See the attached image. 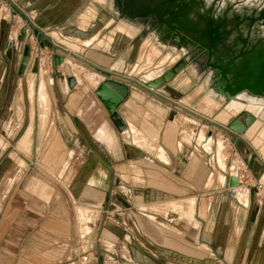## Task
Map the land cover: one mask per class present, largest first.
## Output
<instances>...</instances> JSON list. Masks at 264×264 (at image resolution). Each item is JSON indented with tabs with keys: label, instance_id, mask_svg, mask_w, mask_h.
<instances>
[{
	"label": "crops",
	"instance_id": "crops-1",
	"mask_svg": "<svg viewBox=\"0 0 264 264\" xmlns=\"http://www.w3.org/2000/svg\"><path fill=\"white\" fill-rule=\"evenodd\" d=\"M11 1L24 11L29 20L44 35L50 37L54 44L66 50L68 48V52L99 68L134 79L140 83L148 82L147 80L150 79H144V74L138 76L130 72L139 65V60L145 59L146 52L152 55L153 51H159V55L154 61L163 58L167 53H170L169 59L178 54L175 62L166 68L162 69L161 63L158 67L153 65V68L160 69L159 76L184 56L183 50H177L170 46V43L164 46L159 45L156 32H154L155 27L149 29L150 22H147V19H152L145 18V15L122 14L121 9L115 6L114 0ZM186 18L190 22H194L198 19V14L187 15ZM23 27L25 26H22L21 29H24ZM21 29L17 32V36ZM53 34L62 40L66 38L71 41L64 40V44H62L61 39L57 40ZM25 40L30 44L34 40H38L43 47L41 56H43L46 67L50 68L49 73L51 74V70L57 73L58 82H56L60 92H56L58 98L62 100L61 104L64 103V100L72 99L75 101L78 96L84 97L87 91L82 88L84 83L82 76H75L72 72L76 86L73 90H69L66 78L63 74L61 75V67L53 68L52 66L51 57L55 52L50 46L35 31L30 29L26 30ZM70 45L75 46L77 51H73ZM165 51L166 53L163 54ZM218 51L220 52L219 49ZM64 57L66 61L69 59L80 65L85 73L96 75L97 84L90 89L97 88L104 79L125 84L128 89L126 99L116 110L125 129L119 133L116 126L112 124L118 135L121 137L123 135L119 145L113 129L111 130L116 142L114 151L110 150L106 144L99 142L96 137L97 140L89 136L84 130L83 124L77 123L79 109L75 111L72 118L66 112L71 124L69 125L78 133L86 146V151L82 152L81 165L74 178V187L77 189L75 196L79 200V205L98 210L105 204L106 211L98 212L100 214L99 233L93 236L94 223L87 222L85 231L83 233L82 230L78 232L71 218H66L63 214L58 216L50 214L44 218L37 213V211H42L39 203L35 202V204L32 200L26 199L22 193H19L20 197L19 194H15V198H12L15 202L11 205L15 208L13 211L16 212V214L14 213L15 231H13L15 233L9 235L7 240L5 239L7 246L2 245L0 247V264H76L79 258L93 248L100 250L98 264H264V187L262 188L264 171L245 144L234 141L230 137L231 143L238 149L240 156L247 161L246 163L250 167L251 175L256 183L249 189V185L245 183L248 195L243 200L245 199L248 203L242 204L237 199L238 194L233 198V201L230 198V201H227L228 196L225 188H227L230 175L219 166V161L224 163V159L221 158L222 152L225 150L222 137H219L220 144L223 146L221 151L217 149L213 137L207 136V132L199 131L204 133L201 145L204 148L209 147V149L206 148L207 150H205L198 145L200 133L196 139L195 151L198 152L197 147L203 149L202 153H205L206 160L209 152H211L212 143L215 145V168H217L215 176L221 186L219 189L216 187L211 189L210 186L214 179L213 172L209 171V165L207 161L202 159V156L200 158L194 157L196 154L192 149L191 140L181 137L184 131H180L181 127L177 124L178 119L184 121L183 114L190 116L189 114L157 96L145 92L134 84L108 77L89 66L76 62L69 56ZM38 62V58L34 57L33 64ZM188 69L190 66L181 70L169 83L160 87L157 93L194 111L195 109L190 105L191 102L186 101L188 98L183 97L181 92L172 88L175 83L184 81L183 78L187 81L186 72ZM133 94L139 95L141 99H132ZM203 101L207 107L217 104L209 95H206ZM151 105L159 110L155 111ZM197 114L210 120L213 119L207 114L200 112ZM147 115H150L152 124H150L151 119L147 118ZM186 120L188 123L192 122L188 118ZM145 125L158 127L156 145L166 157L165 161L147 152L140 145L133 143L131 137L127 135L131 126L142 130ZM243 139L250 145V140ZM54 145L55 148L58 147L57 140L49 146ZM118 157H120L119 160ZM199 159L202 165H200ZM261 160L264 162V159L261 158ZM138 161L147 162L159 170L162 169L169 173L173 172L174 169L179 170L182 174L176 173L174 178H191L194 183V192H201L200 200L196 195L185 198L178 197L176 192H169L165 188L159 187L155 181L158 179L157 175H154L155 173L153 174L154 182L150 186L142 185L143 180L140 178H144V176H137L142 171L140 172L138 166L135 165ZM114 162L129 163H127V168H125L126 164L119 168L120 178L124 182L119 188L120 195L123 197V203L120 205L114 202L115 195H117L113 191L114 179L116 178ZM171 163L176 167L169 168ZM192 165H196L195 170H193ZM128 168L139 172L135 171L136 176L132 177L135 182L140 184L139 186L134 185V182L128 184L127 179H130L126 174ZM239 188H237L238 193ZM1 189L0 187V191ZM192 200L195 202L194 220L175 218L176 214L174 217H171V214H165L163 206L167 202L176 201L185 204ZM189 205L185 210H192L191 204ZM23 206L30 208L33 212L25 209V213L20 214ZM151 206L154 207L150 208ZM149 209L163 214L151 212ZM201 212L203 214L200 215ZM106 213L110 216L109 219H106ZM1 218L2 216H0V220ZM74 218L76 220V214H74ZM1 227L0 232L3 230V226Z\"/></svg>",
	"mask_w": 264,
	"mask_h": 264
},
{
	"label": "rangeland",
	"instance_id": "rangeland-1",
	"mask_svg": "<svg viewBox=\"0 0 264 264\" xmlns=\"http://www.w3.org/2000/svg\"><path fill=\"white\" fill-rule=\"evenodd\" d=\"M206 7L213 5L215 14H258V12H264V0H204ZM22 11V10H21ZM14 12V13H13ZM24 13V11H22ZM25 14V13H24ZM193 14H199L197 10L194 11ZM235 19L233 16H228V29H232L235 23ZM247 22L244 21L242 25L247 26ZM22 25H27V22L18 14L13 8L5 2V0H0V187L2 188L0 191V216H2L0 220V229L3 226V230L0 232L2 235L0 237V247L2 245H8L6 240L10 237L9 235H13L15 232V216L13 210L14 207L11 205L15 202L13 200L17 194L22 193V196L26 197V199L32 200L33 203L37 202L41 206L40 210L37 211L38 214L44 216V218L48 217L50 214L58 216L65 215L67 218H71L76 226V231H81L82 233L85 231V225L87 222L94 223V231L93 236L99 233L98 228L100 226V214L98 212L106 211L105 204L101 206L98 210H93L88 213L85 209L84 205H79V200H77V196H75L76 187H74V178L75 174L78 171L82 159V152L86 151V146L83 141L78 136V133L71 128V124L69 121L68 115L66 112L70 114L69 116L72 118L74 116L75 111L79 109L81 111V115H78L80 111H78L77 123L80 122L84 126V130L88 133L89 136L95 138L94 133L98 128L101 135H105L107 138L114 140L113 134L111 130L113 129L112 122L109 120V115L102 105V103L96 98L94 95V89L92 88L96 85L97 80H95L96 75L85 73L83 68L75 62L68 59L70 66L74 71L77 69L83 70L77 73L75 71V76H82L84 83L82 84V88L84 91H87L84 97L78 96L75 101L72 99L64 100V103L61 104L62 100L58 98L57 92H60L58 85V78H56L57 73L54 72L53 75L49 73L50 68L46 67L43 56L37 57L38 63L33 64V57H31L30 65L23 77L17 76V68L19 64V60L21 57L23 44L18 43L17 40V32L21 29ZM25 29V28H24ZM235 33V32H233ZM54 35V34H53ZM54 37L58 40L61 39V43L64 40L71 41L69 39L58 38L56 35ZM260 38H264V28L261 27V33L259 34ZM54 39V38H53ZM55 40V39H54ZM55 40V41H57ZM58 42V41H57ZM73 42V41H72ZM25 43L30 44L29 42ZM18 44V45H17ZM227 44V43H226ZM232 45V42H229L228 45ZM11 45V47H9ZM66 46V45H65ZM67 47V46H66ZM79 47V46H78ZM156 49V48H155ZM68 50V48H67ZM79 50V49H78ZM75 51V50H73ZM77 51V50H76ZM163 52V54H165ZM159 55V51L152 52V55L145 53V59L143 61L139 60V65L134 67L130 73L138 76H142L144 79H152V77H156L160 74L159 68H153V65L159 66L160 63L163 65V68L168 67V65H172L175 62V59H168L170 54H166L163 58L154 61L156 57ZM167 61V63H165ZM77 62V61H76ZM169 62V63H168ZM165 63V64H164ZM38 64V65H37ZM86 66V65H85ZM76 67V68H75ZM195 67V66H194ZM86 68V67H85ZM87 69V68H86ZM61 74H63V68H60ZM74 71H72L74 73ZM90 71V70H88ZM196 70L192 67L188 69L186 72V79L183 78L184 81H179L175 83L172 88L178 90L183 94V97H187L186 101L191 102L190 105L195 109V113H203L210 115L212 118H215L217 114L220 113L225 107V100H222L219 96H213L216 101L215 106L207 107L204 103V96L208 91L207 87V79L208 75L205 72H195ZM91 72V71H90ZM77 73V74H76ZM138 73V74H137ZM33 75V76H32ZM86 75V76H85ZM90 75V76H89ZM94 76V77H92ZM42 78L45 82V93L47 92V96L49 98V110H48V119H47V127L46 130L41 134L39 131V113L37 106V96L39 92L38 88V80ZM52 77L53 80L50 78ZM87 77V79L85 78ZM89 78V80H88ZM93 80H90L92 79ZM34 79V80H33ZM33 80L34 83V92H33V105L30 103L29 98V82ZM86 80L93 81L94 85L87 84ZM57 81V82H56ZM73 90V89H72ZM82 99H81V98ZM80 98V99H79ZM185 100V99H184ZM80 103V104H79ZM243 113V112H242ZM241 114H237L236 116H232L230 118L241 117ZM32 115V117H31ZM255 117V121L260 122V127L264 125V115L260 113L259 115H253ZM185 117L184 121L182 119H178V126H180V131H184L183 136L184 139L191 140V146L193 151L196 148V139L197 135L203 132H211V136L213 140H215L216 147L219 151L223 149L222 144H220V138H223V144L225 150L222 152L221 158L224 159V163L219 161V166L221 169L225 170L224 172L231 173V176L236 175V170L233 172L231 169L232 165H237L236 160L238 157L244 160L237 148L231 143V138L229 135L224 133L223 131L216 129L205 122L200 121L199 119L182 115ZM149 119L150 115H147ZM74 118V117H73ZM188 118L192 122L188 123ZM80 120V121H79ZM229 120V121H230ZM151 121V120H150ZM49 122V123H48ZM253 122V123H254ZM68 123V124H67ZM89 123V124H88ZM91 123V124H90ZM248 125H252L253 123L248 122ZM70 124V125H69ZM32 125V136H31V145L30 149L26 153H21L22 151H16V145L18 143V139H20L23 134L26 132L28 126ZM89 126V127H88ZM91 127V128H90ZM63 128V129H62ZM110 131H109V130ZM117 138V142L120 145L121 138L123 136H119L118 133L113 129L112 130ZM204 133L199 134V142L198 145L203 149L207 150L209 147L204 148L201 145V139ZM202 135V136H201ZM96 139V138H95ZM58 141V147L49 146L50 144ZM77 140V142H76ZM97 140V139H96ZM234 140V139H233ZM115 141V140H114ZM237 141V140H235ZM239 142V141H238ZM47 143V144H46ZM106 150L109 149L104 146ZM198 152H194V157L202 159L209 165V171L213 172L214 179L210 188H218L221 186L216 179V169L215 168V145L212 143L211 152L206 160V155L203 152V149L197 147ZM110 152V151H109ZM237 153V155L235 154ZM114 154V153H113ZM236 156H233V155ZM120 157H118L119 160ZM115 164V175L116 178L114 183V192L115 195V203L120 205L123 203V197L120 195V187L123 185V180L120 178V169L121 165H125L128 167V162H114ZM128 163V164H127ZM200 163V159H199ZM225 164V165H224ZM135 165L138 166L139 171L141 172L137 176L143 175L144 178H140L143 180L142 185L150 186L154 182V175H157V181L159 187L165 188L166 191L176 192L178 197H191L197 196L200 200L201 192H194V183L191 178H174L177 174L181 175L182 173L174 169V164H170L169 168L174 167V171L169 173L165 170H159L157 167L152 166L147 162H137ZM200 165H202L200 163ZM193 170H195L196 165H192ZM249 167V166H248ZM239 168V166H238ZM172 169V170H173ZM199 169V168H198ZM248 179L245 180L244 183H247L248 189L251 188L254 184V178L251 175L250 167ZM131 170V171H130ZM136 170L133 171L132 168H128V172L126 173L128 178V184L134 182V185L139 186L138 182H135L132 177L136 176ZM264 171V170H263ZM139 173V172H137ZM184 174V173H183ZM223 174V172H222ZM118 176V177H117ZM176 177V176H175ZM138 178V177H136ZM132 179V180H131ZM159 180V181H158ZM222 181V180H221ZM33 184H35L33 186ZM37 184V187H35ZM175 185L177 188L175 189ZM31 186V187H30ZM45 186V187H44ZM47 186V187H46ZM171 186V187H170ZM256 186V185H255ZM35 187V189L33 188ZM183 187V188H182ZM239 197L237 198L242 204H247L245 198L248 195L247 187L239 186ZM264 185L262 186V188ZM10 188V189H9ZM30 188V189H29ZM47 188V190H46ZM49 188V189H48ZM182 188V189H180ZM238 188V187H237ZM28 189V190H27ZM227 191V188H225ZM224 189V190H225ZM261 189V187H260ZM253 190V189H252ZM9 191V192H8ZM33 191V192H31ZM46 191V193L44 192ZM8 192V193H7ZM41 192H43L41 194ZM6 193V194H5ZM32 193V194H31ZM16 194V195H15ZM228 196V195H227ZM14 197V198H13ZM20 197V194H19ZM216 197V195H215ZM218 197H220L218 195ZM13 198V199H12ZM233 201L234 199L228 196L227 201L230 199ZM25 199V198H23ZM28 200V202H29ZM18 202V201H17ZM173 202V203H172ZM176 202V201H175ZM171 201V203L167 202L163 208L165 214H171V217L179 218V219H193V215L195 214V202H187L185 204H181L179 202L175 203ZM47 203V204H46ZM28 204V203H27ZM36 204V203H35ZM86 204V203H85ZM171 204V205H170ZM191 204L192 210H185L188 208V205ZM170 205V207H169ZM84 206V207H83ZM74 207L75 212H74ZM81 207V208H80ZM150 208H153L152 206ZM167 208V209H166ZM171 208V209H170ZM27 209L29 212L32 210L30 208H26L23 206L21 213H25L24 210ZM150 210V209H149ZM185 210V211H183ZM151 212L157 214H163L159 211L150 210ZM33 212V211H32ZM35 212V211H34ZM74 214H76V220L74 218ZM203 212L200 213V215ZM186 216V217H185ZM51 217V216H50ZM110 216H108L109 219ZM188 217V218H187ZM77 221V222H76ZM31 233V232H30ZM29 233V234H30ZM18 234V233H17ZM6 239V240H5Z\"/></svg>",
	"mask_w": 264,
	"mask_h": 264
},
{
	"label": "water",
	"instance_id": "water-1",
	"mask_svg": "<svg viewBox=\"0 0 264 264\" xmlns=\"http://www.w3.org/2000/svg\"><path fill=\"white\" fill-rule=\"evenodd\" d=\"M175 1L177 2L175 13L166 14L165 16L146 14L145 18L152 19L155 15L157 24L154 32L157 35V42H163L165 45L170 43V46L175 47L177 50H183L184 56L158 78L140 83L134 79L99 68L54 44L50 37L44 35L11 0H5L28 24L25 29L20 30L16 40L18 43H24L17 68V76L23 77L30 65L32 57L30 44L25 43L26 30L30 29L35 31L55 52L51 57L52 66L53 68H63V76L66 78L69 90L76 86V81L64 56H69L103 75L134 84L190 116L223 131L232 137L234 141L237 140L245 144L264 170V162L242 138L248 123L241 120V117L233 118L225 126H222L157 93L160 87L169 83L181 70L187 66L194 68L197 60L205 56L206 74L209 75L207 87L215 95L229 102L237 95L246 92L263 99L264 102V38L259 37L261 27L264 28V12L260 11L258 14H215L216 10L213 5L206 7L204 0ZM195 10L199 13L198 19L190 22L186 16H193ZM228 16H233L236 21L237 31L235 33L228 29ZM244 21L248 23L247 26L242 25ZM189 26L190 28H188ZM255 26L258 27L257 32H253ZM229 42H232V45L227 47L226 53L218 51L223 43L229 44ZM127 94L128 89L125 84H119L109 79H104L94 90V95L106 109L109 120L116 126L119 133L124 131L125 126L116 110L126 99ZM254 119V116H248V122L253 123ZM207 136L210 137L211 132H208ZM240 183L237 177L230 175L227 181V195L232 197L229 189L237 187Z\"/></svg>",
	"mask_w": 264,
	"mask_h": 264
},
{
	"label": "bare ground",
	"instance_id": "bare-ground-1",
	"mask_svg": "<svg viewBox=\"0 0 264 264\" xmlns=\"http://www.w3.org/2000/svg\"><path fill=\"white\" fill-rule=\"evenodd\" d=\"M258 27L255 26V28L253 29V32H257ZM18 37V36H17ZM159 45L164 46L165 43L163 42H159ZM70 48L72 50H77V48L73 45H70ZM168 54V53H167ZM170 54V53H169ZM166 55V54H165ZM170 57V56H169ZM178 58V54H176V56L173 57V59H177ZM169 59V58H168ZM66 63H68V66L71 64L69 63V61L67 60ZM71 66V65H70ZM70 68L71 72L74 71V66L73 68ZM76 68V67H75ZM84 70V69H83ZM80 69L75 70L77 71V73L79 74V72L83 71ZM74 71V74H75ZM76 73V74H77ZM83 73V72H81ZM73 75V74H72ZM33 76V75H32ZM86 76V75H85ZM90 76V75H89ZM159 76V74L155 77L157 78ZM94 77V76H92ZM84 78V77H83ZM87 79V77H85ZM150 79L147 80L148 82L151 80ZM34 80V79H33ZM33 80H30L29 82V89H28V94H29V98H30V103H33V92H34V83ZM89 80V78H88ZM90 80H93L90 79ZM94 81V80H93ZM93 81H90L93 85ZM89 81L86 80V83H88ZM90 83V84H91ZM89 84V85H90ZM91 84V85H92ZM97 84V83H96ZM95 86V85H94ZM92 87V86H91ZM38 96H37V106H38V113H39V131L42 134L47 127V119H48V110H49V98L47 96V92L45 93L44 89H45V82L44 80L40 77L38 80ZM206 95H209L211 98H213V96H215V94L213 93L212 90L208 89ZM205 95V96H206ZM204 96V97H205ZM138 99L140 100L141 97L139 95L133 94L132 95V99ZM222 100H224V98H221ZM214 100V98H213ZM215 101V100H214ZM154 103V101H153ZM33 105V104H32ZM152 108H154V110L158 111L159 109H157L155 106H152ZM80 111V110H79ZM243 112V113H242ZM131 113V112H130ZM148 113V112H147ZM144 113V114H147ZM165 113V112H164ZM241 120H243L244 122L247 123L248 121V116L250 114L253 115H259L260 113H262L264 115V102L263 99L255 97L253 95H250L246 92L241 93L239 95H237L235 98H233L232 100H230L229 102L225 103V107L222 111H220L219 114H217V116L213 119H211L213 122H216L218 124H227L230 120V118L232 116H236L237 114H241ZM149 114V113H148ZM78 115H81V111ZM131 115V114H130ZM120 116V115H119ZM133 116V115H132ZM135 116V115H134ZM163 116V115H162ZM32 117V115H31ZM153 117V116H152ZM165 117V116H164ZM148 118V117H147ZM133 119V118H132ZM146 119V118H145ZM149 120V119H148ZM145 121V120H144ZM152 121V119H151ZM150 121V124H152ZM156 121V120H155ZM148 122V121H147ZM49 123V122H48ZM89 124V123H88ZM91 124V123H90ZM161 124V123H160ZM155 125V123H154ZM139 126V125H138ZM89 127V126H88ZM91 128V127H90ZM32 125L28 126L26 132L23 134V136L19 139L17 145H16V151H22L21 153H26L29 151L30 149V145H31V136H32ZM129 132H128V136L131 137V141L135 144L140 145L141 147H143L147 152L152 153L155 155V157L157 156L158 158H160L161 160H166V157L163 155V153L161 152V150L157 147L156 145V141H157V133H158V127L154 128L152 125H145L143 126L142 130L137 129L134 126H131V128H129ZM160 129V127H159ZM95 137L99 140V142L106 144V146L110 149V150H115L116 148V142L114 140H111L109 138H107L105 135H101L98 128L95 130ZM204 135V134H202ZM201 135V136H202ZM123 136V135H122ZM242 138H246L248 140H250V146L255 150V152L257 153V155L259 156V158L264 159V125L260 127V122L257 120L255 121L252 125H250L244 135V137ZM47 144V143H46ZM207 145V144H206ZM144 151V150H143ZM146 154V153H145ZM152 157V156H151ZM158 160V159H157ZM159 163V162H158ZM220 164V163H219ZM163 166V165H162ZM165 166V165H164ZM238 166L237 165H232L231 169L233 170V172H235V170H237ZM233 177H236L233 176ZM220 178V177H219ZM35 184H33L34 186ZM239 186H244L246 187V184L244 182H241L237 187ZM31 187V186H30ZM37 187V184L36 186ZM35 187H33L35 189ZM45 187V186H44ZM47 187V186H46ZM237 187L233 188V189H229V192L232 194V198H235L238 194V189ZM30 189V188H29ZM49 189V188H48ZM47 190V188H46ZM33 192V191H31ZM46 193V191H44ZM43 192H41L42 194ZM175 202V201H174ZM192 202V201H191ZM169 203V202H168ZM171 203V201H170ZM173 203V202H172ZM176 203V202H175ZM171 205V204H170ZM169 205V207H170ZM188 205V204H187ZM82 206V205H81ZM163 206V205H162ZM190 206V205H189ZM84 207V206H83ZM154 207V206H153ZM81 208V207H80ZM85 209L88 211V213L90 214L91 210L93 211V209L86 207ZM167 209V208H166ZM171 209V208H170ZM184 211V210H183ZM186 217V216H185ZM188 218V217H187Z\"/></svg>",
	"mask_w": 264,
	"mask_h": 264
},
{
	"label": "flooded vegetation",
	"instance_id": "flooded-vegetation-1",
	"mask_svg": "<svg viewBox=\"0 0 264 264\" xmlns=\"http://www.w3.org/2000/svg\"><path fill=\"white\" fill-rule=\"evenodd\" d=\"M115 6H118L121 9L122 14H133V15H141L144 16L146 14H161L165 16L166 14H173L176 12V4L175 0H114ZM124 5V7H123ZM147 22H150L149 29H153L157 20L155 15L152 20L147 19ZM232 31V29H230ZM236 22L234 23L233 32H236ZM201 32V31H199ZM231 46L223 43L222 47L219 48L220 52L226 53L227 47ZM205 59L203 56L199 58L196 62L195 69L197 72H206L205 68ZM195 71V72H196Z\"/></svg>",
	"mask_w": 264,
	"mask_h": 264
},
{
	"label": "built area",
	"instance_id": "built-area-1",
	"mask_svg": "<svg viewBox=\"0 0 264 264\" xmlns=\"http://www.w3.org/2000/svg\"><path fill=\"white\" fill-rule=\"evenodd\" d=\"M25 26L23 28H26L27 25H22ZM22 28V27H21ZM30 50H31V56L34 57H39L40 54L43 51V47L41 44L38 42V40H34L32 44H30ZM54 74V71L51 70V75ZM52 80L53 78L50 77ZM54 81V80H53ZM237 155V153H235ZM233 156H236V155ZM238 163L239 168L236 170V177L240 182H245V180L248 179V174H249V167L248 164L245 163L243 160H241L240 157L236 160ZM231 175V173H228ZM106 219H108L107 213L105 214ZM99 242L97 240V246ZM99 247V246H98ZM99 248H93L91 249L87 254L83 255L79 260L76 261V264H98L99 263Z\"/></svg>",
	"mask_w": 264,
	"mask_h": 264
}]
</instances>
